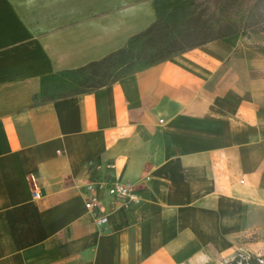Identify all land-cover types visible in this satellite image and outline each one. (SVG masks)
<instances>
[{
  "label": "crops",
  "instance_id": "crops-1",
  "mask_svg": "<svg viewBox=\"0 0 264 264\" xmlns=\"http://www.w3.org/2000/svg\"><path fill=\"white\" fill-rule=\"evenodd\" d=\"M162 4L0 0V264H202L207 248L264 235V48L248 32L35 103ZM106 162L138 202L88 210Z\"/></svg>",
  "mask_w": 264,
  "mask_h": 264
},
{
  "label": "trees",
  "instance_id": "trees-1",
  "mask_svg": "<svg viewBox=\"0 0 264 264\" xmlns=\"http://www.w3.org/2000/svg\"><path fill=\"white\" fill-rule=\"evenodd\" d=\"M259 1L185 0L169 11L166 20H158L134 35L123 48L100 60L63 71L62 74L76 79V88L72 95L61 98L98 91L112 85L132 68L150 66L219 39L246 32L250 12ZM154 3L158 4L156 1ZM239 262L240 259L235 258L225 264H258L255 259L248 263L244 260Z\"/></svg>",
  "mask_w": 264,
  "mask_h": 264
},
{
  "label": "rangeland",
  "instance_id": "rangeland-1",
  "mask_svg": "<svg viewBox=\"0 0 264 264\" xmlns=\"http://www.w3.org/2000/svg\"><path fill=\"white\" fill-rule=\"evenodd\" d=\"M159 5L162 4L161 19L166 20L168 13L171 9L179 5L185 0H154ZM249 29L246 30L251 36L252 45L264 48V0H260L259 3L252 9L249 16ZM140 45V44H139ZM63 81L59 84L47 85L43 88L41 94L36 97L35 103H41L51 100L60 99L64 96L72 95L76 88V79L67 75L61 74ZM59 86V87H58ZM264 241V235L252 234L241 244H229L224 242L218 249H205L204 259L205 262L202 264H225L226 262L232 261L237 258L239 254H249L252 256L262 255L264 256V247L260 249H253L258 244H262ZM240 243V244H239Z\"/></svg>",
  "mask_w": 264,
  "mask_h": 264
},
{
  "label": "built area",
  "instance_id": "built-area-1",
  "mask_svg": "<svg viewBox=\"0 0 264 264\" xmlns=\"http://www.w3.org/2000/svg\"><path fill=\"white\" fill-rule=\"evenodd\" d=\"M114 168L115 165L112 162H106L103 165H98L91 169L90 180L85 186V207L88 210L98 208L103 196L119 199L125 204L138 202V197L128 184H123L115 180L112 174ZM35 197L39 198L40 196L36 193ZM95 221L98 225H105L107 218L105 216H98ZM237 258L240 259V262L244 260L248 263L250 260L255 259L258 264H264V256L262 255L252 256L249 254H239Z\"/></svg>",
  "mask_w": 264,
  "mask_h": 264
}]
</instances>
